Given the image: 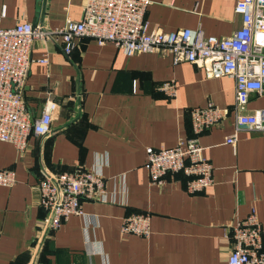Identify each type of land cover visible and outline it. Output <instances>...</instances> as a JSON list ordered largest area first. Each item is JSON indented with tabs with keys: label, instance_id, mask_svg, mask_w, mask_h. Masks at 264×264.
Wrapping results in <instances>:
<instances>
[{
	"label": "crops",
	"instance_id": "obj_1",
	"mask_svg": "<svg viewBox=\"0 0 264 264\" xmlns=\"http://www.w3.org/2000/svg\"><path fill=\"white\" fill-rule=\"evenodd\" d=\"M43 13L36 17V7ZM84 0H0V28L20 23L46 30L82 19ZM232 0H151L149 29L200 28L205 37H231L242 26ZM22 98L32 119L46 99L58 103L47 137H28L24 153L0 142V170L15 172L11 188L0 187V264H227L229 227L252 208L264 240V133L236 129L234 79L209 78L189 62L173 64L169 53L124 55L113 44L80 39L70 55L54 41H35ZM47 58V64L38 60ZM175 81L173 97L159 86ZM212 104L227 109L223 121L199 137L213 165V184L197 194L187 178L166 176L151 185L146 149L172 148L191 136L190 110ZM264 111V92L249 97L243 114ZM99 169L115 203H84L35 247L45 229L37 183L46 173L77 165ZM123 177V182L121 178ZM149 213L148 238L121 233L123 217Z\"/></svg>",
	"mask_w": 264,
	"mask_h": 264
},
{
	"label": "built area",
	"instance_id": "obj_2",
	"mask_svg": "<svg viewBox=\"0 0 264 264\" xmlns=\"http://www.w3.org/2000/svg\"><path fill=\"white\" fill-rule=\"evenodd\" d=\"M234 12L242 17V26L231 37H205L200 28L172 32L150 30L146 12L151 0H84L82 19L68 20L54 30L41 25L20 23L10 29L0 28V142L13 146L18 153L28 147V137H47L58 103L46 99L41 115L32 119L26 109L22 91L29 74L31 49L35 41H54L65 55H70L80 39L96 41L100 46L113 44L124 55L162 53L172 56L173 64L189 62L202 68L209 78L229 76L234 79L235 96L232 110L236 129L226 139L234 146L242 127L264 133V111L245 115L252 94L264 92V0H232ZM4 11L0 19L4 17ZM47 64V58L38 60ZM173 97L175 81L159 86ZM191 136L172 148H147L144 167L150 184L162 186L166 176L182 174L190 194L201 193L213 184V165L204 157L199 137L218 126L228 114L212 104L190 110ZM15 172L0 170V187L11 188ZM123 182V177L121 178ZM124 183V182H123ZM38 205L45 212V229L35 242L40 251L49 235L72 216H84V203H115L118 190L109 195L106 180L99 169L77 165L68 171L46 173L37 183ZM149 213H132L121 220L123 235L148 238ZM231 240L227 264H264V240L261 223L252 208L249 214L229 227Z\"/></svg>",
	"mask_w": 264,
	"mask_h": 264
},
{
	"label": "water",
	"instance_id": "obj_3",
	"mask_svg": "<svg viewBox=\"0 0 264 264\" xmlns=\"http://www.w3.org/2000/svg\"><path fill=\"white\" fill-rule=\"evenodd\" d=\"M36 1H37V3H44L45 2V0H36ZM41 13H43V8L40 7L39 5H37V7H36V17L37 16L39 17V15Z\"/></svg>",
	"mask_w": 264,
	"mask_h": 264
}]
</instances>
